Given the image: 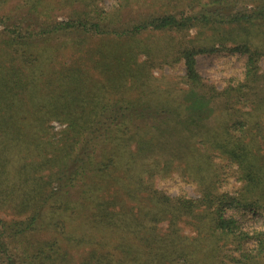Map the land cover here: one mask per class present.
Masks as SVG:
<instances>
[{"label":"trees","instance_id":"trees-1","mask_svg":"<svg viewBox=\"0 0 264 264\" xmlns=\"http://www.w3.org/2000/svg\"><path fill=\"white\" fill-rule=\"evenodd\" d=\"M104 3L0 0V264H264V0ZM192 92L220 105L175 149Z\"/></svg>","mask_w":264,"mask_h":264},{"label":"rangeland","instance_id":"rangeland-1","mask_svg":"<svg viewBox=\"0 0 264 264\" xmlns=\"http://www.w3.org/2000/svg\"><path fill=\"white\" fill-rule=\"evenodd\" d=\"M118 0H105V8L112 9L117 5ZM0 29L2 26L0 25ZM246 57L239 53H228L222 51L218 54L213 55H200L198 56V67L206 81L215 84L218 88H223L228 79L234 77V75H240ZM264 69V60L261 63ZM162 71L167 75L179 76L185 72L184 65L178 64L174 67L166 66ZM160 69L156 71L159 73ZM264 79L259 81L255 97L263 93ZM188 103V115L194 119H191L184 125H178L175 131V143L174 148L177 149L180 145L185 144L189 141L197 132L205 131L213 126V115L217 107L220 105L218 100H207L197 93H190L187 95ZM55 125L60 126L59 123L55 122ZM229 183L225 185V190H231L234 187H238L239 183L236 181V177L231 175ZM157 186L160 189H164L169 194L176 195L182 190L187 192L190 196H198V190L195 184L189 183L184 180L179 174L174 173L171 176L157 179ZM259 218H257L258 220Z\"/></svg>","mask_w":264,"mask_h":264}]
</instances>
